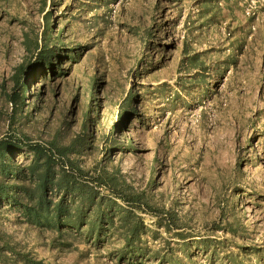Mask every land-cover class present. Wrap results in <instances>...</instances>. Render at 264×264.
Segmentation results:
<instances>
[{"label": "rangeland", "instance_id": "374dc122", "mask_svg": "<svg viewBox=\"0 0 264 264\" xmlns=\"http://www.w3.org/2000/svg\"><path fill=\"white\" fill-rule=\"evenodd\" d=\"M26 35L55 55L24 86ZM7 139L115 205L58 228L4 197L0 264H264V0H0Z\"/></svg>", "mask_w": 264, "mask_h": 264}, {"label": "trees", "instance_id": "16d2710c", "mask_svg": "<svg viewBox=\"0 0 264 264\" xmlns=\"http://www.w3.org/2000/svg\"><path fill=\"white\" fill-rule=\"evenodd\" d=\"M51 29V24L48 23L47 32H50ZM26 40L28 43L26 42L25 44V51L29 57L15 70L14 74L15 82L24 86L28 78L38 69L43 68L45 63L51 62V57L55 55L46 42L41 45L37 39L33 49L27 35ZM197 60L198 56H194L191 59L193 63H196ZM24 149L26 151L23 155L26 158L25 160L29 161L28 165L26 163H18L14 157L17 152ZM68 151L69 149H65L60 152V157L63 160L61 164H58V158L55 155L57 153L51 148L48 149L42 145H33L28 142H17L13 139L2 141L0 143V206L3 198L8 197V205L20 207L28 215L36 214L37 224L41 225L43 223L42 219L55 214L52 218L53 222L58 228H62L64 225H75L70 220L73 216L72 204L79 200L82 204L81 211L83 212V203L87 199L86 209L89 208L92 211L97 209L99 212L98 220L100 224L98 230L105 226L104 222L112 224V215H107L102 211L101 207L104 202L115 205L114 201L101 197L95 192L94 188L87 184L85 179H83L85 174L81 170L75 169L73 163L64 158L67 156ZM57 165H59L60 173L62 174L59 178L56 177L57 174L52 170ZM65 166L69 167L68 171ZM54 189L57 194L62 193L63 197L57 203L53 202L50 195V193H54ZM70 199L73 202H69ZM120 199L128 201L122 196H120ZM132 199L131 202L134 200ZM83 221V219H79L75 227L78 229L83 228ZM93 230L95 229L93 228ZM138 231H140V228H138ZM134 232L136 234L137 228H135Z\"/></svg>", "mask_w": 264, "mask_h": 264}]
</instances>
